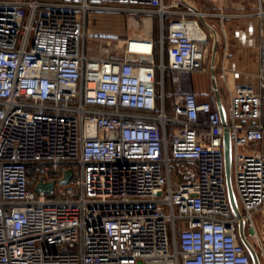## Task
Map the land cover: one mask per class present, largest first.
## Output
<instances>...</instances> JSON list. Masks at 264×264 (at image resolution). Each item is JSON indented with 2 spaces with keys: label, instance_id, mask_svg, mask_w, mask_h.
Segmentation results:
<instances>
[{
  "label": "built area",
  "instance_id": "built-area-1",
  "mask_svg": "<svg viewBox=\"0 0 264 264\" xmlns=\"http://www.w3.org/2000/svg\"><path fill=\"white\" fill-rule=\"evenodd\" d=\"M97 2L110 11L152 8L159 45L135 36L119 58L91 54L99 39L86 31L88 2L81 14L43 10L41 0L0 8V264H253L242 221L262 264L264 151L250 145L264 127L247 122L262 117L264 38L257 87L220 76L224 125L213 99L177 89L170 101L166 91L167 71L175 84L206 71L211 34L200 20L165 25L175 1ZM226 131L240 216L228 193ZM36 167L45 182L67 169L74 177L51 195L36 193Z\"/></svg>",
  "mask_w": 264,
  "mask_h": 264
},
{
  "label": "crops",
  "instance_id": "crops-1",
  "mask_svg": "<svg viewBox=\"0 0 264 264\" xmlns=\"http://www.w3.org/2000/svg\"><path fill=\"white\" fill-rule=\"evenodd\" d=\"M16 0H0V8L11 9ZM44 3L43 10H60L62 12L81 14V6L88 2L91 9L86 16V31L91 37L102 39H121L126 41L132 34L133 27H143L141 33L152 38L159 45L160 40V17L149 7H136L130 12L110 11L104 9L97 0H41ZM176 2L172 13L168 18H196L193 9H183L186 5L177 0H166L168 4ZM245 0H194L199 11L205 15L219 34L217 46L218 64L216 75L219 82L220 100L224 105L227 101V89L220 76L225 72L228 81L234 85L257 87L259 84V54L260 43L264 38V17L258 15L255 5H248ZM199 12V13H200ZM202 23V22H201ZM140 34V35H141ZM165 61V60H164ZM156 62H161V53L158 49ZM206 73V71L204 72ZM212 77V66L210 65ZM179 75L181 82L179 88L183 87L188 92L196 91L200 100L211 98L217 106L215 94H207V77L199 75L196 81L192 76L185 81L184 76ZM168 86V85H167ZM169 87V86H168ZM171 89L169 88V91ZM181 91V90H180ZM214 92V91H213ZM252 126L264 127V103L262 105V117L259 120L247 122ZM250 148L264 151V137L260 143L251 144Z\"/></svg>",
  "mask_w": 264,
  "mask_h": 264
},
{
  "label": "water",
  "instance_id": "water-1",
  "mask_svg": "<svg viewBox=\"0 0 264 264\" xmlns=\"http://www.w3.org/2000/svg\"><path fill=\"white\" fill-rule=\"evenodd\" d=\"M177 1L185 3L188 7L193 9L195 12H198V13L200 12L198 7L194 3L190 2L189 0H177ZM199 17L202 18L203 24L209 30L213 38L212 59H211L212 87H213L215 97L217 98V108L220 112L223 124L226 125L227 124L226 111H225L222 101L220 100L219 83H218V78L216 75V68L218 64L217 46H218L220 37H219L217 30L213 26H211L209 23H207L204 20V17L202 16H199ZM224 149H225V163H226V180H227V185H228V193H229V198L231 202V207L235 215L240 216L241 212L239 209V205L237 202V198H236L234 188H233V183H232V141H231V137L228 131L225 132ZM73 177H74V171L72 169H67L63 171L62 176L58 181L54 180L51 182H45L46 178L40 177L38 182L34 186V191L36 193L43 192L46 195H51L53 194L57 184L68 185L73 179ZM240 237H241L242 242L248 249V252L253 260V264H261L260 258L255 248L252 246V244L247 240L245 236V223L243 221L240 223Z\"/></svg>",
  "mask_w": 264,
  "mask_h": 264
},
{
  "label": "rangeland",
  "instance_id": "rangeland-1",
  "mask_svg": "<svg viewBox=\"0 0 264 264\" xmlns=\"http://www.w3.org/2000/svg\"><path fill=\"white\" fill-rule=\"evenodd\" d=\"M189 1L194 3V0H189ZM245 1H246L245 3H247L248 5L254 4L255 5V9L258 12V15L261 18L264 17V16L260 15L261 9L264 11V6L260 5L259 0H245ZM183 9L191 10V8L188 7L187 5ZM171 11H172V9H171ZM195 16H196V18H194V19L200 20V22H202L201 24L205 27V25L203 24L202 18H200L197 15H195ZM171 19L172 18L166 17L165 18V25H168L169 21ZM204 20L208 23V20L205 17H204ZM143 31H144L143 27H133L131 36H133V37H135V36H144L143 34H141ZM88 35L90 36V34H88ZM98 39H99V41L91 40L89 42V44H90L89 45V50H91L90 51L91 54H93L95 56H99V57H115V58H119L121 56V52H122V48L121 47H122L123 42H124L123 40H121V39H102V38H98ZM100 40H102V41H100ZM109 40L111 41V45H108L107 41H109ZM212 45H213V38H212V35H211L210 51H209V54H208V59L206 61V65H205L206 66V73H204V72L194 73V74L186 75V76H184L185 78H183L185 81L189 82L188 78H190L191 76H192V79L194 81L197 80L199 75L207 77V81H206V85H207V89H208L207 94H209L210 96H212L214 94L213 87H212V77H211V74H210V65H211V59H212ZM170 56H171V53H169V51L166 48L165 53H164V60H166V62H168L169 59H170ZM175 77H177V75L175 73H173V72H170V71H167L166 74H165L166 82H167V85L169 86V87L168 86L166 87V89H167L166 91L169 93L170 101H172V98H173L172 94L177 89L181 90L182 92H188V90H186V88H184L185 85L183 87V84H186L184 81H182V88L181 89L179 88V86L181 84L180 80H179L178 84L177 83L175 84ZM169 88L171 89L170 91H169ZM34 170H35V174L33 175V185L32 186L30 185V187L32 189L34 188L35 184L37 183L38 178L40 176L44 175V170L42 168L36 167V169L34 168ZM52 176H53V174L48 175V177H52ZM258 224H259V227L261 229L260 232L262 233V236H261L262 240L261 241H262V243L264 245V230H262V224L263 223H261V221L259 220ZM250 243L252 244L253 247L255 246L257 249H258V245H260V243L258 244V241L255 240V238H250ZM262 264H264L263 259H262Z\"/></svg>",
  "mask_w": 264,
  "mask_h": 264
},
{
  "label": "bare ground",
  "instance_id": "bare-ground-1",
  "mask_svg": "<svg viewBox=\"0 0 264 264\" xmlns=\"http://www.w3.org/2000/svg\"><path fill=\"white\" fill-rule=\"evenodd\" d=\"M195 15H197V16H202V17H205V15L203 14V13H198V12H196V13H194Z\"/></svg>",
  "mask_w": 264,
  "mask_h": 264
},
{
  "label": "flooded vegetation",
  "instance_id": "flooded-vegetation-1",
  "mask_svg": "<svg viewBox=\"0 0 264 264\" xmlns=\"http://www.w3.org/2000/svg\"><path fill=\"white\" fill-rule=\"evenodd\" d=\"M30 185L32 186L33 185V177L30 178Z\"/></svg>",
  "mask_w": 264,
  "mask_h": 264
},
{
  "label": "trees",
  "instance_id": "trees-1",
  "mask_svg": "<svg viewBox=\"0 0 264 264\" xmlns=\"http://www.w3.org/2000/svg\"><path fill=\"white\" fill-rule=\"evenodd\" d=\"M166 48H167V46H166ZM165 62H166V60H165ZM167 63V62H166Z\"/></svg>",
  "mask_w": 264,
  "mask_h": 264
}]
</instances>
